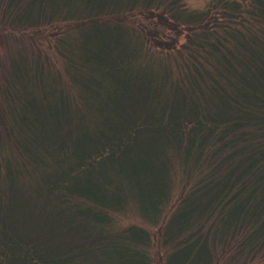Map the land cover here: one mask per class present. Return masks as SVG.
I'll list each match as a JSON object with an SVG mask.
<instances>
[{
  "label": "trees",
  "instance_id": "trees-1",
  "mask_svg": "<svg viewBox=\"0 0 264 264\" xmlns=\"http://www.w3.org/2000/svg\"><path fill=\"white\" fill-rule=\"evenodd\" d=\"M181 1L0 0V44L32 34L0 83V264H264V0ZM183 49L177 77L149 55ZM126 209L156 236L113 231Z\"/></svg>",
  "mask_w": 264,
  "mask_h": 264
},
{
  "label": "rangeland",
  "instance_id": "rangeland-1",
  "mask_svg": "<svg viewBox=\"0 0 264 264\" xmlns=\"http://www.w3.org/2000/svg\"><path fill=\"white\" fill-rule=\"evenodd\" d=\"M181 2H183L184 8L186 9V11H198V12H203L206 10V8H208L210 6V0H182ZM3 10V6H0V15L2 14ZM139 18V17H138ZM1 19V17H0ZM142 19V18H140ZM4 23V22H2ZM150 25V30L157 32V34H159L160 36L162 35H166L167 38L171 37L173 34L174 37H176V33L174 31H172L170 29V26H167L166 24L162 25V23L157 22L155 24V22H149L148 23ZM0 26H1V22H0ZM5 26V25H4ZM68 24L67 23H57L54 24L53 27H47L44 28L43 30H41V35L39 37V39H46L47 37H51L52 34L54 35H59L60 32H63L64 30L67 29ZM4 28V29H3ZM9 29V27H6ZM5 27H2L1 30L2 32L0 33V36H2V38L4 39V35L8 34V30H6ZM186 29V27H182L180 26V29H178V31H181V34L178 36V42L179 43H184L186 40V32H184ZM11 33H13L15 36L9 39V42L7 44H5L4 42H1L0 44V83H2V74L5 71L4 66L6 64V62L8 61V57L13 54L15 51L18 50H22V51H27L30 47L29 45H31L30 41L28 40L29 36L32 34H28V38L25 37V33L29 32L27 30H22L19 31L16 28H12L11 29ZM73 33V32H72ZM190 35H193L192 32H189ZM65 35V34H64ZM22 36L24 37L23 40L17 41L18 39H21ZM36 37L39 36V34L35 35ZM66 36V35H65ZM6 37V36H5ZM38 38V37H37ZM48 39V38H47ZM20 43V44H18ZM44 48V47H43ZM45 50V48H44ZM47 53H48V57L51 60H55L54 59V53L52 50L47 49ZM46 52V50H45ZM44 54V53H42ZM203 52L202 50H200L199 55H202ZM149 55L151 56V58L153 60H157V61H163V59H167V60H173L170 61L172 64H174V66H171L173 75L175 77H177L178 75L180 76V72H182L184 74V67L185 65H187V63L189 62L190 58H189V53L186 50V52L183 50H180L179 52L173 51V53H166L163 51H157V50H153L150 51ZM183 56V58H182ZM197 57V56H196ZM30 58L28 57L27 59L24 60H29ZM61 59V58H60ZM159 59V60H158ZM166 61V60H164ZM58 61H55V63H57ZM60 62L58 63L59 66ZM180 66V67H178ZM60 71H62V68H59ZM64 79V78H63ZM3 104H7L4 101H1ZM3 104H1L0 106H2ZM204 158V157H203ZM183 175L181 176V174H177L175 175V178L172 177L171 179V183H169L168 187L170 189V199H169V204L171 203L172 205H174L173 207L176 206L175 201L181 197L184 193L189 192V187L187 185L184 184L183 180ZM172 207V206H171ZM169 209V207L166 208V211ZM125 211L126 214H119V215H113L110 216V225L112 227L113 231H117L125 228L128 225H140V226H145L147 227V229L150 230L151 233H154V235L156 236V226H154V220L150 223H147L145 221H142L141 218L138 217V215L136 214L135 211H132L131 209H126ZM165 217V213L162 214L161 218L164 219ZM161 220L158 221V224H160ZM148 230V231H149ZM240 234H237V236L234 238L235 241H237L240 238ZM158 241H162L160 239H154L152 236V241H151V245L148 246V251H150V255L152 256V258L157 256V253H159L160 251V255H165V252L169 251L170 249H172L174 246L170 244L167 245H163V243ZM177 241V240H176ZM176 241L174 242V244L176 243ZM235 241L232 240L231 242V247L228 249V254L231 255V253L233 252L234 246H235ZM176 247H174L175 250ZM240 263H243V258L240 259ZM239 262H220L219 264H240Z\"/></svg>",
  "mask_w": 264,
  "mask_h": 264
}]
</instances>
